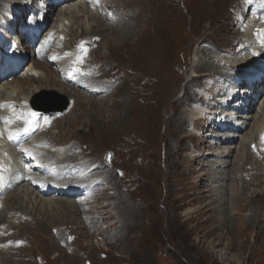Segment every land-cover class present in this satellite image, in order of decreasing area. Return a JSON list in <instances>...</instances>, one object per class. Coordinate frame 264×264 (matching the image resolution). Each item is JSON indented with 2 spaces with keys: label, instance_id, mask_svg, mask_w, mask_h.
<instances>
[{
  "label": "rangeland",
  "instance_id": "374dc122",
  "mask_svg": "<svg viewBox=\"0 0 264 264\" xmlns=\"http://www.w3.org/2000/svg\"><path fill=\"white\" fill-rule=\"evenodd\" d=\"M237 1L145 0V10L134 18L135 24L129 25L134 26L132 32L116 31L114 27H120V21L125 25L127 9H133L135 14L133 0H103V4H109L107 10L87 8L90 13L102 14H98L103 19L101 23L111 29H104L96 15L91 18L78 7L73 11L79 16L77 21H61L59 8L83 5V1L55 7L46 22V29L57 28L52 51L82 57L80 70L93 77L94 85L105 88L93 89L99 92L93 95L84 91L90 84L83 88L66 84L61 79L62 67L57 65L60 63L43 62L53 74L41 69L33 73L32 39L25 36L31 43L23 46L16 40L22 66L27 61L24 53L30 57L24 71L6 80L11 84L8 88H16V81L25 82V90L28 87L29 91L22 97L23 102L33 110H37L31 105L34 102L59 107L65 103L64 98L70 100L68 109L47 112L52 113L49 120L56 117L54 112L64 119L49 122L33 137L42 143L44 155L58 148L73 155L67 161L54 158L47 163H53L55 169L70 166L73 171L76 163L84 160L100 164L101 170L91 178L84 173L78 177L84 182L97 177L90 184L94 185L92 193L82 194L79 199L64 197L62 192L43 196L36 189L34 193L30 190L24 205L34 220L23 224L10 215L0 224V248L10 247L3 253L9 263L6 260L3 264H264L262 147L249 144L263 120L264 94L249 112L253 118L247 129L235 123L241 119L233 120V126L240 129L227 133L226 127H205L217 118L215 112L224 102H219L220 85L232 68L230 63L234 59L241 63V57H249L246 39L256 40V34L264 39V21L252 18L248 12L255 0ZM1 13L0 37L9 47L13 39L9 41L7 33H13L15 25ZM36 17L33 12H25L17 28L30 26ZM70 25L73 34L68 32ZM137 25L140 29H135ZM22 29L15 31L19 34ZM90 33L104 40L90 38ZM5 45L0 49L7 50ZM204 53L206 60L201 58ZM200 59L214 62L216 67L221 64L217 69L221 74L192 81L193 68L201 65ZM0 70L13 73L14 66L1 64ZM204 71L214 73L209 67ZM241 101L239 98L237 103ZM209 105L211 111L199 112ZM225 133L236 139H231L224 149L214 147L213 142L200 146V139H216V143L226 138ZM73 145L75 149L71 150ZM231 147L234 153L227 159L224 155ZM226 160V165L233 163V167H211ZM94 164L84 168L91 173L99 166ZM63 178L65 186L77 182L75 178ZM218 187L222 189L218 191ZM6 199L8 196L1 204ZM43 200L52 201L51 206H45ZM213 200L216 203L211 205Z\"/></svg>",
  "mask_w": 264,
  "mask_h": 264
},
{
  "label": "bare ground",
  "instance_id": "6f19581e",
  "mask_svg": "<svg viewBox=\"0 0 264 264\" xmlns=\"http://www.w3.org/2000/svg\"><path fill=\"white\" fill-rule=\"evenodd\" d=\"M72 1L73 0H70V3H67V4H72ZM237 2H241V0L240 1L238 0ZM33 3H35L34 0H0V6H4L5 7L3 9L2 8L0 9L1 10L0 13L1 12L3 13V15H2L3 17L6 16L7 18H10V21L13 22V24L15 25L13 27L14 28V32L13 33H11V32H8L7 33L8 40L12 38V39H14L16 41L17 39H19L22 36L20 34L18 35L15 30H17L19 28V26L17 28V25L19 24V22L23 21L22 17H23V15H24L25 12H33L36 15H43V19L45 18V22H44L45 24L49 20L50 14L52 12H55V11H53V9L55 7V1L54 0H45V2H43V3L36 2L35 5H33ZM235 4H236V2H235ZM16 5L19 7V9L15 7ZM99 5H100V8L103 9V10L109 9V4L108 5L99 4ZM65 6L63 8H59L60 9L61 16H62V19H61L62 22H64V21L70 22L71 19L77 21L79 19V16L73 14V11H75L77 7L81 10V12H83L85 15H87V16H89L91 18H95V15H96L97 18L100 20V22L98 21L99 23H101V20H103V19H100L99 15H98V14H100L99 12L98 13H95V14L88 12L87 8H91L92 9V7H88L87 4H83L82 5V4H78L77 3V6L74 5V7H71V5H70V7H69V5H67L66 7ZM31 8H33V10ZM133 8H134L135 14L132 13L133 12V9L132 10L130 8L127 9L128 15L126 17H124L125 18L124 21H126L125 22V25L122 26L121 25L122 22L120 21V23L118 24V26L120 25V27H118V28L117 27H114V29H116V31L125 32L126 29L131 30V32L133 31L132 29L134 28V26L133 27H129V25L132 24L133 22L135 24L136 21H137V19H134V18H137L136 16L138 14H140V13H143L142 11L145 10V0H133ZM225 8H226V6H225ZM231 11L233 12V10H231ZM228 13H229V11H228ZM100 15H102V14H100ZM66 16H68V20L66 19L67 18ZM128 19H130L131 21H127ZM245 22H246V20H245ZM168 23H170V22H168ZM29 24H30V26L27 27V30L26 31H24V37L25 36L26 37H29V32L28 31H32V33L34 31L35 35L33 33V35L31 36L32 38L31 37L30 38L32 39V42H33L32 44H35L36 42L39 41L37 39V35L36 34H37V30L41 27L40 25H42V24H40V22L37 20V17H36V20L35 19H32L31 22H29ZM101 24L102 25H105L104 29H106V27L108 29H111L112 28V26L110 27V26L106 25L105 22H103ZM137 24H139V26H141L139 22ZM121 26H122V30H120ZM139 26L137 25V27H135V29L136 28H139L140 29ZM55 31H57V28L56 27H52L51 30H50V32H55ZM68 32H69V34H71V33L73 34L74 33V29L72 28V25H70V27L68 28ZM55 33H57V32H55ZM256 35H254V36H256ZM101 36L103 37L102 34H101ZM248 36L251 37V35H248ZM89 37L90 38L91 37L92 38H99V40L101 39L100 41H103L104 40L100 36L95 35V34H92V33H90V36ZM252 38L251 39L248 38V40L246 39V41H245V43L247 44V48L245 50L248 51V54L246 56H249V57H244V56L241 57V59H242V62L241 63H238L239 60L237 61L236 59H234L236 63L235 62L233 63V60H232V62L230 63V66L232 67L231 70L226 75H224V82L226 81V83H227V80H229L228 81V88H230V90L233 89V93L231 95V97H232L231 98V100H232L231 102L232 103H227V104H225L224 102L219 103V105H220V107H219V114L223 113V111H222L223 109H224V112L227 113L226 114L227 116H231L233 114H236V115L238 114V117H239L238 119H241V120L240 121H236V124H239L240 125V128H243V130L247 129V127L249 126V120L251 118H253L251 116V114H249V112H251V110H253V104L252 103L249 104V106L246 108L245 107V104L243 103L244 97L246 95H250V96H253L254 95L257 98V96L261 95L264 92V89L261 90V88H256V91H251V90L247 89L244 85H241V86L238 85L239 84V81L237 79L239 77L240 78L241 77H244L247 73L251 74V73H258V72L264 71V66L262 65V68H261V64L262 63L261 64L259 63L261 61L258 62V59H263L264 58V40H262V42H256L254 40L252 41ZM3 44H4V40L0 37V46H4ZM37 46H38V43H37ZM37 46H35V47H37ZM25 47L28 48V46H25ZM25 47H23V48H25ZM30 48H31L30 53L34 57V55L38 52V49H37L38 47L37 48H34V46H33V47H30ZM251 48H253L252 49L253 51L251 50ZM0 51H1V49H0ZM200 51H202V48H201ZM200 54H201V52H200ZM2 56H3V51H1V53H0V57L1 58H2ZM197 57H198V55H197ZM201 58L203 60H206L207 57H206L205 53H204L203 56H201ZM76 59H77V57L74 54H69V55H66V56L60 54V55H58V59L56 60V62H58V63L65 62V63L70 64V62H72V61L74 62ZM202 59H200V64L201 65H195L194 68H193L194 75H193V77L191 79L192 81L194 80V78H198V80H199V79H203L205 77L206 78H210V77H214V76H217V75H220L221 74V72L217 70L218 67L221 66V64H219L218 67H216L217 65L215 66V64H213L214 62L213 63H204V62H202ZM237 63H238V65H237ZM257 63H259V64H257ZM1 64H2V66H5L8 63L5 62V61L3 62V60H2V62L0 63V65ZM149 65H151V64H149ZM20 66L22 67V64H20L19 67ZM31 66L33 67V73H35V74L38 71H40V69L42 70V72H43V70L44 71L47 70L46 71L47 73L53 74L50 70L47 69L46 63L40 62L38 60H34L33 59V61L31 62ZM226 66H228V64H226ZM207 67H209L210 71L211 72H214V73L208 75L209 72H207V73L204 74V72H205L204 69L205 68L207 69ZM110 72H111V70H110ZM14 74H16V70L15 69H14V72L13 73H8L7 74V78H4V79H1L0 80V224H3L10 215H13V217H15V218L18 217V219L20 220V222H22L23 224L24 223L27 224V223L31 222L32 216H31V214L29 215V212L27 211V209H26V207L24 205V202H25L24 200L27 197L28 192L30 190H32V193H34V192H36L35 189H37V187L35 188V186L33 185V181L34 180L31 177L32 176L31 173L26 172V168H25V166H24V164L22 162V157L20 156L17 148L11 146L7 142V140L14 134V132L12 131V129H13V125L15 124V121H19L20 120L22 123H25L26 121H30L32 124H35V125L38 124L39 122L43 123L42 116H41V115H43V112H39L37 110H33L29 106V104L27 102H23L25 100L22 97L23 96L24 97L27 96V93L29 91L28 90L29 89L28 87L26 88L27 90H25V86L27 85L25 82L16 81V83H17L16 84V88H15V86H12V88H8L11 84H10L9 81H6V80L9 79L10 77H12ZM4 75H5V73H4ZM30 79L28 78L27 81H30ZM91 79H93L92 76H81L80 79L77 80V85L80 86L81 88H83L86 84H90L88 87H85L84 91H85V93H91L92 95L93 94H97L95 92H98V91H95L94 92L93 89H96V90H99V91H103L105 89V88L103 89L100 84L94 85L93 84L94 82L91 81ZM31 80L32 81H35L34 78H32ZM230 86H233V87H230ZM238 87H240L242 89H244V88H246V89H244L242 91H240V90L238 91L237 90ZM19 89L21 90L20 91L21 94L16 95V92H18ZM101 89H103V90H101ZM260 90H261V92H260ZM234 91L236 93H234ZM240 92H242V94ZM226 95H229V92ZM226 97H228V96H226ZM239 98L242 100L240 104L237 103L239 101ZM234 99H236V101H233ZM237 99H238V101H237ZM253 102H255V101H253ZM236 103L238 104V106L236 105ZM74 105H75V101H74V103H73V105H72V107L70 109V113L72 112V109L74 108ZM91 105L92 104H90V103L87 104L88 107H91ZM211 105H209L206 109H203L202 111H199V112L203 113L204 110L205 111L206 110L211 111L213 109V108H210ZM3 106H5V107L2 108ZM231 107H233V108H231ZM229 108H231V109H229ZM243 108H245L244 109L245 112H243L245 114L239 115L240 112H238L237 110L238 109L239 110H242ZM20 109H22V112H20ZM226 109H228V110H226ZM24 113H25V118L23 116H21ZM217 114L218 113H216V115ZM205 116L206 115H204V117ZM227 116H226V118H223L222 117V119L220 121H219L218 118H214L213 120H211L213 123L212 124L211 123L205 124V127H207V129L209 127H213V129H218V128H221L222 127L221 124L223 122H225L223 126H227L229 128V130H225L226 133L229 132L230 130L232 131V129H234L235 127H233V125L232 126H229L226 123V122L231 123L230 122L231 119L228 118ZM243 118H245L247 120H245V121L242 122V119ZM62 119H64V118L56 116L53 120H50V123L58 122V121H60ZM5 120H6V122H4ZM206 120L207 119H204L205 123H207ZM195 121H196V123H198L200 120H195ZM219 133H220V131H219ZM226 133L224 134V136H226V138H223L222 140L219 139L216 143H214V141H213V140H216V139H213L212 137L211 138L213 140H211V141L206 140V139H200L201 141H203V143L200 141L201 142V145L200 146H203V148H204L205 146L210 145L213 142L212 144L213 145L215 144L214 147H218L220 150L221 149H224L227 145H230V144H228V143H230V140L235 138V137L232 138L231 135H228ZM263 133H264V114H263V120L261 121V123L258 126V130H257V134H256L255 139L252 142L251 141L249 142V144H251L252 146H260V147H262V149L259 150L260 151V154L259 155H260V158H261V162L264 165V153H262L264 151V138L262 137V134ZM45 134H47V133H45ZM216 135H214V136H216ZM234 142H235V140H234ZM28 145L29 146H32L37 151V154L40 155V158H42L46 162L53 161L54 158H56L58 161H67L68 159H70L73 156L72 154H67L66 155L64 153V150L63 149L60 150L59 148L56 149V151H51V150L45 151L46 155H44V150L45 149L41 146L42 143H40V141L36 140L35 138ZM33 148H31V149H33ZM73 148L75 149V146L74 145L70 147L71 150H73ZM232 148L233 147H231V149L228 151L229 153L227 154V156L224 155L225 157H228L227 159H229V157H232L233 156L234 150H232ZM207 153H209V152H206V154ZM221 153H223V152H221ZM221 153H220L219 157L222 158L223 156H221ZM209 154H211L209 156H213V157L217 156L214 153H209ZM249 154L251 155L253 153L250 152ZM204 155H202V157L199 155L198 157L200 159H204ZM227 163H228V160H226L225 162H222L221 165H217V163L212 164L211 167L212 168H215V167H219L220 166L222 169H224V167H227V166H230V168L233 167V163H230V165H226ZM92 164H94V163H86L83 160V161H80V162L76 163L75 167L78 168L80 166H86V165L87 166H90ZM96 165H99V166L98 167H95L94 170L90 173V175L92 177L95 176L101 170L100 164H96ZM211 167H209V168H211ZM223 174L224 173H222V175ZM78 179L81 180V178H78ZM78 179L75 178L74 180L75 181H78ZM212 179H213V177H212ZM222 180H224V179L222 178ZM63 182H66L65 178H63ZM50 186L53 187V188H55L54 185H50ZM95 186H96V188L99 187V185H97V184H95ZM68 189L70 190L68 192V194L71 195V196H73L74 198L82 195L81 193H78V190H76L75 188H73L74 190L71 189V188H68ZM217 189L219 191V190L222 189V187H218ZM58 192H61V190L58 189L57 191H52V192H49V193H41V192L39 193V191H38V193L40 195H43V196H52V195H54V194H56ZM5 196H8V199H6V202L4 204L3 203L1 204V200L3 201V198L5 199ZM42 202H44L45 203L44 205L47 206V207H50L51 204H52V201H45V200H43ZM212 202L213 203H211V205L214 204V203H216V200H213ZM88 208H89V206H88ZM0 227H1V225H0ZM2 230H3V228H2ZM9 248H10L9 246H7V247L5 246V247H1L0 248V250L4 249V252H1L0 251V264H3V262H6V260L8 261V258L6 257L5 254L7 253V250H9ZM3 253H5V254H3ZM8 263H9V261H8Z\"/></svg>",
  "mask_w": 264,
  "mask_h": 264
},
{
  "label": "water",
  "instance_id": "95a60500",
  "mask_svg": "<svg viewBox=\"0 0 264 264\" xmlns=\"http://www.w3.org/2000/svg\"><path fill=\"white\" fill-rule=\"evenodd\" d=\"M65 99V103L62 106L59 107H51L49 105H43V104H38L36 102L32 103L33 108L39 110V111H43V112H50V111H64L66 109L69 108L70 106V100L67 98Z\"/></svg>",
  "mask_w": 264,
  "mask_h": 264
}]
</instances>
